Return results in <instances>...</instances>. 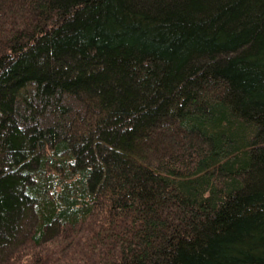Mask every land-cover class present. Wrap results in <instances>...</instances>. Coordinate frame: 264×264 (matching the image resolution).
Returning <instances> with one entry per match:
<instances>
[{"label": "trees", "instance_id": "1", "mask_svg": "<svg viewBox=\"0 0 264 264\" xmlns=\"http://www.w3.org/2000/svg\"><path fill=\"white\" fill-rule=\"evenodd\" d=\"M0 264H264V0H0Z\"/></svg>", "mask_w": 264, "mask_h": 264}, {"label": "rangeland", "instance_id": "2", "mask_svg": "<svg viewBox=\"0 0 264 264\" xmlns=\"http://www.w3.org/2000/svg\"><path fill=\"white\" fill-rule=\"evenodd\" d=\"M22 229H23V227H22ZM23 231V230H22Z\"/></svg>", "mask_w": 264, "mask_h": 264}]
</instances>
